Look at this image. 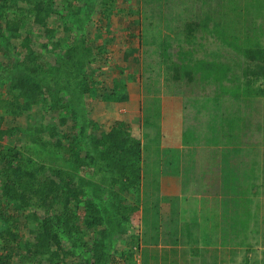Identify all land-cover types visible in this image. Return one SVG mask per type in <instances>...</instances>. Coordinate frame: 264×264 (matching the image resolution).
<instances>
[{"label":"crops","instance_id":"1","mask_svg":"<svg viewBox=\"0 0 264 264\" xmlns=\"http://www.w3.org/2000/svg\"><path fill=\"white\" fill-rule=\"evenodd\" d=\"M181 1L140 0L145 11L137 39L132 34L116 60L131 65L125 81L90 107L103 130L123 120L141 141L138 208L129 215L137 231L134 258L137 264H264V247L252 243L263 231L251 227L264 224V82L209 98L213 92L202 81L207 53L199 51L203 43L185 40ZM134 24L115 30L134 31ZM187 72L201 82L188 85ZM207 98L219 104L226 124L206 118ZM186 125L195 137L185 138Z\"/></svg>","mask_w":264,"mask_h":264},{"label":"trees","instance_id":"2","mask_svg":"<svg viewBox=\"0 0 264 264\" xmlns=\"http://www.w3.org/2000/svg\"><path fill=\"white\" fill-rule=\"evenodd\" d=\"M44 1H27L29 7L20 15L14 10L17 0H0V52H9L10 47L2 48L3 42L8 43L5 38L8 33L20 30L32 17L34 21L42 18L46 8ZM201 1L202 7L197 10L193 9L194 4L191 8H182L181 13L192 9L194 12L184 21L185 40L192 42L198 36L197 32L206 31L209 21L213 20V28L209 31L215 30L222 36L223 42L230 44L232 50L246 58L244 61L237 60L232 69L225 62L209 65L207 59H204L202 70L206 84H212L211 91L216 95H238L243 88H255L263 83L264 0ZM113 7L114 0H103L99 11L101 23L97 26L107 28L110 25L107 17ZM78 39L84 53H87V63L91 62L92 51L87 37ZM59 40L62 41V38ZM29 41L30 35L26 34L25 43ZM67 43L74 44L69 40ZM72 50L68 48V51ZM38 68L44 70L43 66L39 65ZM236 69L240 70V74ZM5 86L0 81V110L6 109L11 114L20 115L33 104L44 102L43 85L29 73L21 72L12 76L8 87ZM121 86L124 88L123 84ZM80 88L81 93L97 94L96 82L92 75H86L85 72ZM50 108L61 112L68 110L69 105L57 96L52 99ZM72 111L76 114L74 109ZM89 122L95 129L98 128L94 120ZM80 130L83 134L84 126ZM53 132H56L54 128ZM2 133L0 129V136ZM88 144L93 148V153L87 151L81 157L77 154L83 148L82 138L75 135L65 141L56 139L52 152L61 155L62 163L59 165L52 157L46 164L24 154L18 144L0 145V264H12L15 255L28 257L30 245L27 240L17 238L16 230L22 219L20 213L25 212V206L31 204L44 209L42 218L36 214L29 220L23 218L24 226L27 225L29 231L35 234L39 248L48 249L47 253H42L41 264H68V256L74 254V250L69 247L70 242L75 233H81L75 209L84 198L88 184L93 187L96 196L106 190L111 203L107 206L92 201L85 206V217L93 224L103 226L100 237H96L92 243H86L88 251L92 252L86 264H115L108 242L110 234L114 232L126 234L127 237L120 253L121 264H137L132 251L137 237L130 232L132 225L128 213L138 208L136 202L141 182V141L132 134L128 123L117 120L109 130H101L99 135H90ZM86 163H97L101 171L108 173L102 175L99 181L81 176L78 171ZM129 196L134 199L132 204L127 203ZM44 260L47 262L44 263Z\"/></svg>","mask_w":264,"mask_h":264},{"label":"rangeland","instance_id":"3","mask_svg":"<svg viewBox=\"0 0 264 264\" xmlns=\"http://www.w3.org/2000/svg\"><path fill=\"white\" fill-rule=\"evenodd\" d=\"M27 1L29 0H17L16 7H14L15 12L22 15L24 9L29 7ZM102 2L103 0H45V12L39 21H34L32 17L27 20L20 30L12 31L5 36L8 43L3 42L2 48L10 47V49L7 54L0 52V81H3L6 85L5 88H7L12 76L21 72L29 73L43 85L45 99L42 104L35 103L30 109L20 115L11 114L6 109L0 110V129L3 131L0 136V145L18 144L24 154L32 156L36 160H42L46 164L52 157L57 162L56 164L59 165L62 163L61 155L52 152L53 142L59 138L65 141L77 135L83 140V148L77 155L82 157L87 151L93 153V148L88 144L89 136L92 134L99 135L104 127L98 126L95 129L90 124L89 120H93L90 107L93 106V103L105 100L120 81H125L123 73L131 65L122 61L118 64L116 60L118 57L120 59L121 51L125 44L132 41L133 39L131 38L133 37L134 40L137 39L138 30L142 26L138 18L140 17V12L142 13V9L145 11L144 7L139 5L140 0H114L113 11L107 17L110 25L107 28H100L97 25L101 23L99 11ZM182 3L189 8L194 4L195 8L193 9L195 10L202 7L201 0H184L181 1ZM193 9L182 12L181 20L189 19ZM214 17L217 18L218 16L216 17L215 14ZM130 23H135L133 25L134 31L125 30L122 33L123 30H119L122 28L121 25ZM116 25H119L120 28L115 30ZM208 25L206 31L197 32L198 36L193 38V41L197 42L195 46L203 43L202 46H199V51L204 50V54L207 53V58L205 59H207L209 65L225 62L232 69L234 65L236 66L235 62L237 60L244 61L246 59L243 55H239L232 50L230 44L223 42L222 36L216 33L215 30L209 31V29L213 28V20H210ZM26 34L30 35V41L25 43ZM84 36L87 37V43L92 51L91 62L88 63L87 53H84L83 46L80 45V39H78ZM61 38L62 41L59 40ZM107 38L109 41H107ZM68 40L74 44H68ZM69 47L74 51H68ZM81 56L82 59H80ZM39 65L43 66L44 70L39 69ZM84 72L86 75H92V79L96 82V95L81 93L80 86L84 79ZM236 72L240 74V70L236 69ZM187 73L184 75L191 77V81H187L188 85L201 82L199 79L192 78L194 74ZM179 77L175 81L177 83L184 82L178 79ZM205 80L206 76L203 74V90L210 92L212 84L207 83V85ZM141 83L146 89L148 81L143 80ZM57 96H60L61 101L68 103V110L57 112L50 108L52 99ZM215 96L216 94L213 92L209 95V98ZM204 101L203 105H206L210 112L209 115L205 113L207 115L206 118L216 122V125L218 122L221 123L223 120H221L219 113V104L211 102L212 100L208 98ZM236 105L237 108H235L239 111V105L237 103ZM73 109L76 114L72 111ZM226 122L227 120L223 121L225 124ZM82 126L85 129L83 134H81L80 130ZM53 128L56 132H53ZM210 128L212 130L213 126L207 127L208 132H210ZM233 131L235 129H232L231 132ZM196 133L194 126L186 125V139H191L192 136L195 137ZM221 134L226 135L225 129H223ZM148 166V163H146L145 168L147 171ZM46 173H49L48 170ZM78 173L86 178L99 181L102 175L108 172L101 171L97 163L93 165L86 163L80 168ZM85 189L86 194L75 209L76 221L81 227V233H75L72 242H70L69 247L74 250V254L68 256V264L87 263L92 252L88 251L86 243H92L96 237H100V229L103 228V226L93 224L85 217V206L92 201L107 206L111 203L106 190L103 193L99 192L100 195L96 196L91 185H86ZM133 202V197L129 196L127 203L132 204ZM21 214L20 227L16 230L18 232L17 238H21L23 241L27 240L30 246L27 253L28 257L21 258L19 255H15L12 264H41L42 253H47L48 249L39 248L35 234L29 231L27 225L24 226L23 218L29 220L33 214L42 218L44 209L31 204L25 206V212L20 213V216ZM129 215L130 213H128V217ZM231 217L235 219L234 215ZM246 224L249 225V223ZM258 226H261V228ZM1 227L2 221L0 220V229ZM221 227L226 230L229 229V227L226 228V224H221ZM251 227L255 228L256 232L263 231L262 239L252 240L253 247L261 250L264 247V224L256 225L252 223ZM133 228L135 231L132 235H136V228L132 225L131 230ZM126 239V234L118 232L111 233L108 238L115 264L122 263L120 253ZM75 240L77 242H74ZM243 242L240 241V243ZM47 260L43 262L46 263ZM253 264L256 263L253 262Z\"/></svg>","mask_w":264,"mask_h":264}]
</instances>
